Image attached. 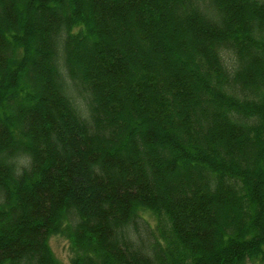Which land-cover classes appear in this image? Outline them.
<instances>
[{
  "label": "trees",
  "instance_id": "16d2710c",
  "mask_svg": "<svg viewBox=\"0 0 264 264\" xmlns=\"http://www.w3.org/2000/svg\"><path fill=\"white\" fill-rule=\"evenodd\" d=\"M54 234L264 264V0H0V264H59Z\"/></svg>",
  "mask_w": 264,
  "mask_h": 264
},
{
  "label": "rangeland",
  "instance_id": "374dc122",
  "mask_svg": "<svg viewBox=\"0 0 264 264\" xmlns=\"http://www.w3.org/2000/svg\"><path fill=\"white\" fill-rule=\"evenodd\" d=\"M139 214L149 223L151 227L155 226L156 218L151 211L147 209L139 210ZM49 245L53 255L59 264H71L73 250L67 237L62 234H54L49 238ZM259 262H249L247 264H258Z\"/></svg>",
  "mask_w": 264,
  "mask_h": 264
}]
</instances>
